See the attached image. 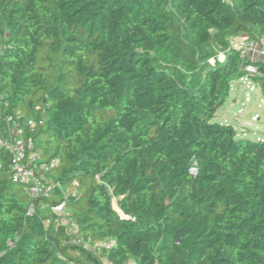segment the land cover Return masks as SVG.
Returning a JSON list of instances; mask_svg holds the SVG:
<instances>
[{"label":"trees","instance_id":"1","mask_svg":"<svg viewBox=\"0 0 264 264\" xmlns=\"http://www.w3.org/2000/svg\"><path fill=\"white\" fill-rule=\"evenodd\" d=\"M242 36L264 39V0H0V139L44 119L47 203L81 193L76 234L29 215L0 148V264H264V141L214 122L236 83L264 90V62L220 59Z\"/></svg>","mask_w":264,"mask_h":264},{"label":"built area","instance_id":"2","mask_svg":"<svg viewBox=\"0 0 264 264\" xmlns=\"http://www.w3.org/2000/svg\"><path fill=\"white\" fill-rule=\"evenodd\" d=\"M231 49L239 51L242 57H247L253 61L264 62V39L260 42L250 40L247 36L232 38L229 43V48L226 52L220 54V59H224L225 55ZM249 73H257L253 66H248ZM249 86L254 85L253 82L246 78L244 79ZM255 88V87H253ZM259 118L257 115L254 119ZM9 135L5 139H0V148L5 149L10 155V170L11 182L16 185H21L26 188L27 194L34 201L31 205L29 215L36 213V210L47 212L51 210L57 215L58 224L66 226L70 232L76 234V223L68 218V200L78 201L81 198L79 183L74 181L64 194V200L55 206H50L49 201L57 190H62L64 187L61 183H56L51 178V174L60 166L61 161L58 158L48 159L42 151L37 148L35 134L45 125V120L24 119L20 113L10 115L7 118ZM0 168L2 162L0 161ZM197 168L192 169L195 174ZM38 204V205H37ZM38 206V208H37ZM74 245H84L87 250L97 253L99 251L110 252L117 245L115 239L106 241H98L94 244L85 243L83 239L74 238ZM70 264H79L76 261Z\"/></svg>","mask_w":264,"mask_h":264},{"label":"rangeland","instance_id":"3","mask_svg":"<svg viewBox=\"0 0 264 264\" xmlns=\"http://www.w3.org/2000/svg\"><path fill=\"white\" fill-rule=\"evenodd\" d=\"M253 84L249 86L245 80L236 83L214 122L232 126L241 138L264 141V90L262 83ZM257 115L259 118L254 119ZM71 188L72 185L69 191ZM113 204L118 209L117 199H113Z\"/></svg>","mask_w":264,"mask_h":264},{"label":"crops","instance_id":"4","mask_svg":"<svg viewBox=\"0 0 264 264\" xmlns=\"http://www.w3.org/2000/svg\"><path fill=\"white\" fill-rule=\"evenodd\" d=\"M108 264V263H107ZM129 264H134V262H131V263H129Z\"/></svg>","mask_w":264,"mask_h":264}]
</instances>
